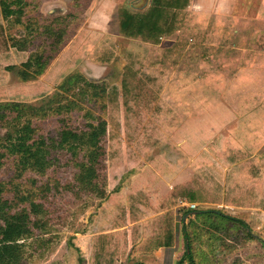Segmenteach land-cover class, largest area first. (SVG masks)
<instances>
[{
	"label": "rangeland",
	"instance_id": "374dc122",
	"mask_svg": "<svg viewBox=\"0 0 264 264\" xmlns=\"http://www.w3.org/2000/svg\"><path fill=\"white\" fill-rule=\"evenodd\" d=\"M22 2L20 23H15L17 15L5 20L0 7V28L8 42V50L0 52V200L10 214L30 212L33 204L38 207L31 215L38 227L20 242L24 247L18 264H92L96 238L107 236L97 234L120 220L130 202L125 194L134 186L132 177L146 165L164 167L171 175L182 169L173 181L189 180L209 167L224 168L216 157L234 148L259 150L250 144L261 142L255 125L264 119V52L258 40L264 36L261 0H194L184 12L182 30L158 45L128 39L119 31V9L128 6L141 12L149 0ZM197 33L213 37L212 55L197 61L180 55L172 64L168 51L177 39ZM39 58L48 63L35 75L39 67L33 64ZM130 60L140 76L158 81L160 113L152 120L149 143L133 159L124 147L113 165L102 156L98 173L105 184L100 181L99 188H104L105 196L99 199L77 183L80 165L89 158L84 149L73 155L66 148H50L44 172L33 170L26 159L39 138L49 144L51 139L58 141L64 128L87 132L99 119L106 120L108 95L112 87L121 89ZM205 71L211 74L200 78ZM23 126L32 132L17 134ZM19 136L25 138L23 148L10 151L8 142ZM102 144L106 146L105 139ZM200 151L202 159L197 157ZM261 154L264 149L250 161L260 162ZM244 172L240 179L235 177L236 183L257 184ZM182 214L176 219V248L154 253L156 264H177L189 251L184 227L191 237L193 264H261V218L250 214L238 219L240 226ZM142 245L132 247L118 264H150L144 255L136 256L144 253Z\"/></svg>",
	"mask_w": 264,
	"mask_h": 264
},
{
	"label": "trees",
	"instance_id": "16d2710c",
	"mask_svg": "<svg viewBox=\"0 0 264 264\" xmlns=\"http://www.w3.org/2000/svg\"><path fill=\"white\" fill-rule=\"evenodd\" d=\"M22 1L17 0L14 3H9L8 0H0L2 17L8 20L17 15L15 23H20L23 17ZM190 2L191 0H152L150 7L145 12H133L127 6H123V8H120L121 10L119 9L121 34L131 39H141L147 44L158 45L161 40L175 35L185 26L186 16L184 12ZM212 38L208 33L182 35L177 39L172 49L168 51V59L172 61L173 58L180 55L183 57L188 55L195 61L199 58L206 59L213 52L211 47ZM0 39V52H6L8 42L3 28H0ZM258 40L261 45V52H264V36H261ZM185 46H189L187 54L184 53ZM41 58L43 59V57ZM45 61L39 58L33 64L39 67V70L34 72L35 75H40L43 72L44 64L48 63L47 60ZM172 64H175V62L172 61ZM208 74H211V72H201L199 77L205 78ZM23 75L25 74L23 73ZM64 85H67V83L64 82ZM160 88L154 77L140 76L136 64L130 60V63L125 66L121 89L112 87L108 95L106 120L99 119L96 127L87 132L77 133L72 129L64 128L59 133L58 141L51 139L49 144L48 141L39 138L35 148L29 152V158L26 159V162L30 161L33 170L41 173L44 172L47 166L45 157L49 154L48 149L66 148L73 155L76 151L84 149L89 158L86 163L80 165L81 171L78 173L77 183L80 186L83 185L81 186L83 189L95 193L99 199L103 198L105 191L104 188H99V183L101 181L105 184V178L104 176L102 178L98 173L102 156L106 155L109 164L113 165L123 155V147L129 159H133L137 150L141 151L147 146L152 120L160 113V107L156 103ZM63 90L68 91V89ZM120 98L122 102H120ZM23 127L16 133L23 135L32 132L29 126ZM103 139L106 141L105 147L102 144ZM24 140L23 136H19L17 141L10 140L8 142L10 151L23 148L22 141ZM220 157L225 158L226 161L230 159L231 162L238 163L243 161L246 155L241 150L234 149L230 150L228 154L220 155ZM205 182L206 179L203 176L202 183H198L196 188H189L184 191L181 190L182 188H176L170 198L177 199L182 196L189 202L197 199H211L212 203H220L222 200L221 192L204 190L203 185ZM251 190L253 191V188ZM205 202L210 201H200V203ZM223 202L225 205L231 203L229 193H225ZM3 205L5 204L0 200V259L6 260L7 264H18L24 247L20 242L30 238L32 229L38 227L31 220V215L34 216L38 212V207L33 204L30 212L10 214L7 210H4L5 206L3 208ZM261 208L264 211V200L261 202ZM194 211L201 213L195 218L211 219L213 217L243 226L242 221L225 215L222 210L214 211L197 208ZM129 212L133 222L144 215L142 212H136L135 215L132 209ZM191 212L193 211L186 210L182 216ZM119 218L120 220L117 221L116 219L114 223V227L117 229L116 232L96 238L92 264H118L119 260L125 256L126 232L118 230L125 224V210H122ZM154 224L153 233L142 245L141 251L148 252L151 247H170L173 245L175 233L174 212L169 211L163 214L155 220ZM183 239L186 241L189 251H184L183 258L177 264H183L182 262L185 260H188L189 264H193V256L189 246L191 237L186 234L185 227L183 229ZM81 262L79 260V263Z\"/></svg>",
	"mask_w": 264,
	"mask_h": 264
},
{
	"label": "crops",
	"instance_id": "0c3cea01",
	"mask_svg": "<svg viewBox=\"0 0 264 264\" xmlns=\"http://www.w3.org/2000/svg\"><path fill=\"white\" fill-rule=\"evenodd\" d=\"M151 1L152 0H149L147 7L143 9V11L141 12L147 11V9L151 5ZM192 2H194V0H191L190 5L192 4ZM262 3H264V0H261V4ZM190 5L188 6V8L190 7ZM118 22L120 26V19ZM119 31H120V27H119ZM261 57L264 59V55H262ZM255 127L257 128L258 133H260L261 142L260 143L251 142L256 145L253 144L250 145L253 148H255V146L258 145L257 147H259V150H261L264 149V119L262 117L259 123L255 125ZM259 150H257V152ZM241 151L246 155L243 161H239L238 163H233L231 162L230 159L226 161L225 158L216 157L219 160H223L224 162L223 165L225 166L224 168H214V166L211 168L209 167V169L206 170L205 173L201 171L198 177L194 175L196 178L195 177L192 178L191 176L189 180L187 179V180L173 181L176 176H181L180 171H182V169L176 170V172L173 173V175H171L172 173L170 172L164 173V170H162L164 169V167L159 168L156 165H155L156 168L146 165L144 170L139 171L137 175H134L132 177L133 180L131 179L134 186L129 191V193L125 194L127 195V197H129L130 195V202L128 206H124L126 221L125 224L118 229L119 231L126 232V256H128V251H130L132 247L135 250L136 248L144 244L149 237H151L153 233V227L155 225L154 224L155 220L158 217L162 216L163 214H166L169 211H173L174 219H175V227H176V222H177L176 219L178 215L188 210V209L180 210V202L182 201L187 204H194L197 206V208L210 209L214 211H218L220 209L224 211L225 215L231 216L236 219H243L244 217H248V215L250 214L256 216L257 218H261V250L264 251V211L261 208V202L264 200V164H263L264 154L258 155V159L260 162H251L250 160L256 156L255 154L257 152L255 150H253V153H250L251 151L250 152L243 150ZM197 157L202 159L201 151L197 153ZM243 171H245L244 173L249 174V178H250V180H248L249 182L256 180L257 184L253 183L250 185H239L238 183H236L239 181L236 180L235 177L240 179V176L241 175L243 176ZM218 172L219 175L220 174L224 175L223 180H221L220 176L217 175ZM203 176L206 179V182L203 185L204 190L207 189L209 192H217V191L221 192L222 200L220 203H216V204L212 203L211 199L210 200L197 199L194 200L193 202H189L187 199L183 198L182 196H179L177 199L170 198V195L175 191L176 188H182L181 189L182 191H184L185 189L187 190L189 188L190 189L196 188L198 183H202ZM252 188L253 191L251 190ZM225 193L230 194L231 203H229L228 205H225V203L223 202V196L225 195ZM200 201H210V202L200 203ZM130 209L134 211L135 215L136 212H142L144 213V215L140 217L137 221L131 222L130 221L131 216L129 212ZM199 214L201 213L193 211L191 213L186 214L185 216L186 217L189 216L190 218L191 216H197ZM116 231L117 229L113 227L107 230H102V231L100 230V234L97 235H108V234L110 235ZM93 235L91 236V241H93L92 240ZM81 237H85V236L81 235ZM177 240L178 238L174 233V240L172 246L151 247V249L148 250V252H144V251H143L144 253L137 252L136 256L144 255L148 263L156 264L155 263L156 260H154L153 257L154 253L160 254L161 251L174 250V248H176L175 246H177ZM80 250L81 252H83L81 248L79 249V251ZM91 252H92V247H91ZM261 264H264V254L261 256Z\"/></svg>",
	"mask_w": 264,
	"mask_h": 264
},
{
	"label": "built area",
	"instance_id": "2783aa9c",
	"mask_svg": "<svg viewBox=\"0 0 264 264\" xmlns=\"http://www.w3.org/2000/svg\"><path fill=\"white\" fill-rule=\"evenodd\" d=\"M181 209H188V210L194 211L197 209V206L194 204H187V203L182 201V202H180V210Z\"/></svg>",
	"mask_w": 264,
	"mask_h": 264
},
{
	"label": "water",
	"instance_id": "95a60500",
	"mask_svg": "<svg viewBox=\"0 0 264 264\" xmlns=\"http://www.w3.org/2000/svg\"><path fill=\"white\" fill-rule=\"evenodd\" d=\"M196 214H198V213H196Z\"/></svg>",
	"mask_w": 264,
	"mask_h": 264
}]
</instances>
